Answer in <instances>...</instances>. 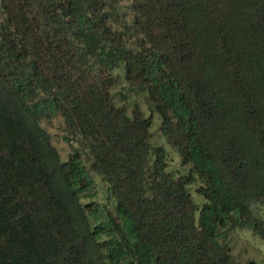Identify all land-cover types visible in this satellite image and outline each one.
<instances>
[{
    "label": "trees",
    "instance_id": "obj_1",
    "mask_svg": "<svg viewBox=\"0 0 264 264\" xmlns=\"http://www.w3.org/2000/svg\"><path fill=\"white\" fill-rule=\"evenodd\" d=\"M57 116L80 147L66 160L42 125ZM82 150L113 208L83 201ZM255 203L264 0H0V264H238L225 239H264Z\"/></svg>",
    "mask_w": 264,
    "mask_h": 264
},
{
    "label": "rangeland",
    "instance_id": "obj_2",
    "mask_svg": "<svg viewBox=\"0 0 264 264\" xmlns=\"http://www.w3.org/2000/svg\"><path fill=\"white\" fill-rule=\"evenodd\" d=\"M121 90H127L125 87H119ZM129 99H135L141 105L145 115L152 113L153 123L151 127L152 131V141L156 145H164L167 149V162L168 168L174 170L175 172L182 173L187 170V166H184L180 162V157L178 153L171 147L164 138L162 131L160 129L161 118L157 111L151 109L148 101L141 94L131 93ZM42 125L46 128L50 137L58 149L61 158L66 160L69 153H71L76 147H79L78 140L72 136L68 135L62 119L60 117H53L48 120H43ZM82 156L84 158L85 164L89 169L90 174L97 182V194L92 198H83L84 202H89L91 200H97L99 202L107 204L110 208H113V199L110 195H107L106 187L104 182L101 180L100 176L96 174L92 169H90L89 158L85 151L82 150ZM200 184L199 181L191 184L189 190L193 198L201 203L203 201L202 196L196 192V187ZM254 210L257 214L264 217V205L260 203H255L253 205ZM225 241L230 245L231 255L236 260L238 264H244L247 260H254L255 262H260L264 258V239L258 236L256 233L249 228L238 227L232 229Z\"/></svg>",
    "mask_w": 264,
    "mask_h": 264
}]
</instances>
